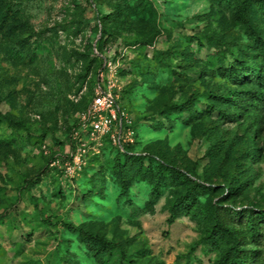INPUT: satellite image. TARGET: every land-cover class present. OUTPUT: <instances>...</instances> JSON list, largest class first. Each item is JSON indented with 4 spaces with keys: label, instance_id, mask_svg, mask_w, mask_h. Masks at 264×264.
Listing matches in <instances>:
<instances>
[{
    "label": "rangeland",
    "instance_id": "rangeland-1",
    "mask_svg": "<svg viewBox=\"0 0 264 264\" xmlns=\"http://www.w3.org/2000/svg\"><path fill=\"white\" fill-rule=\"evenodd\" d=\"M253 30L264 38V15L240 23L218 0H0V264H218L229 243L212 203L233 211L221 219L246 236L241 249L264 254V222L255 237L248 225L249 212L264 216V117L231 121L218 109L239 110L212 98L237 89L225 68L257 61ZM100 84L134 120L130 151L210 188L174 222L186 178L154 205L152 186L136 181L129 208L113 176L119 147L105 137L94 154L100 140L81 116ZM77 142L91 150L85 171L67 177ZM96 175L103 197L83 198ZM66 223L111 247L90 249Z\"/></svg>",
    "mask_w": 264,
    "mask_h": 264
},
{
    "label": "trees",
    "instance_id": "trees-1",
    "mask_svg": "<svg viewBox=\"0 0 264 264\" xmlns=\"http://www.w3.org/2000/svg\"><path fill=\"white\" fill-rule=\"evenodd\" d=\"M219 4H225L234 12V17L241 23L251 14L260 13L264 15V0H218ZM103 30V27H102ZM104 31V30H103ZM253 34V40L258 48L256 54L257 61H240V65H232L225 68L224 76L233 84L237 85V89H229L226 93L220 94L218 97L222 101L229 102L234 108L239 110V113H222L221 108L218 109L219 113L230 118L231 121H239L240 117L243 118L244 114L249 111H255L257 116L264 117V38L257 33ZM244 67V69H241ZM250 85L253 89H246ZM216 108V107H215ZM192 108L183 109L191 111ZM209 111V110H207ZM260 112V113H259ZM132 144L124 145V149L115 158L113 165L114 182L118 184L121 189L119 200L123 201V205L127 207H136L133 201L132 188L133 184L140 180L147 182L152 186L149 195L151 205L157 203L161 198L162 188H166L179 179L186 178L185 174L181 171L171 167L166 162L157 161L150 154H137L130 151ZM157 162V165H154ZM85 171V169H84ZM83 171V172H84ZM82 172V173H83ZM102 181V182H100ZM190 186L187 191L181 195H177L173 200L172 219L171 223L181 214V212H189L195 208L194 200H196V192L200 189L210 190L204 183L199 182L195 178H189ZM106 179L103 176H93L89 179V194L88 199L92 197H103L104 186ZM231 193V191H229ZM149 203V204H150ZM208 208V207H205ZM244 211L237 213L243 215ZM209 214L213 215L215 222V230L219 231L222 235L226 236L229 246L226 253L220 258L218 264H264V254L257 249H241L242 242L246 236H241L233 233L231 229L227 228L223 223L221 216H232L233 211L217 203H212L211 208L208 209ZM251 215L248 218L249 233L252 237L260 235L261 224L264 222V216L261 220L260 217ZM68 230L77 234L79 239L90 247L96 248L98 251H103L111 247V243L103 237L94 235L83 228H77L72 224H64ZM92 248V250H93ZM74 254V253H71ZM91 254V253H90Z\"/></svg>",
    "mask_w": 264,
    "mask_h": 264
},
{
    "label": "built area",
    "instance_id": "built-area-1",
    "mask_svg": "<svg viewBox=\"0 0 264 264\" xmlns=\"http://www.w3.org/2000/svg\"><path fill=\"white\" fill-rule=\"evenodd\" d=\"M111 88L112 85L100 84L92 103L81 116L82 127L88 131L91 139L100 140L99 144L94 146V154L101 153L105 137L124 149L125 143L134 144L137 136L134 120L127 117ZM75 133L79 132L75 130ZM90 150L91 147L85 142L75 146L73 152L63 162L67 177H75L84 171ZM55 162L60 163L61 160L58 159Z\"/></svg>",
    "mask_w": 264,
    "mask_h": 264
}]
</instances>
